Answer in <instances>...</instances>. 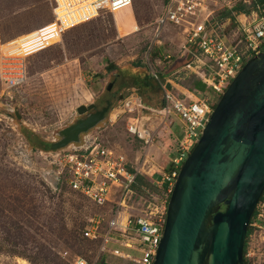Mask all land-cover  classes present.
<instances>
[{
	"label": "rangeland",
	"instance_id": "rangeland-1",
	"mask_svg": "<svg viewBox=\"0 0 264 264\" xmlns=\"http://www.w3.org/2000/svg\"><path fill=\"white\" fill-rule=\"evenodd\" d=\"M161 3L131 0L130 9L113 15L99 13L58 34L56 25L50 22L49 0H0V42L8 41L12 51L21 46L28 50L26 54L33 52L25 57V82L10 89L0 86V264H71L75 256L100 264L98 241L83 237L81 230L88 218L104 212L78 194L53 189L46 173L52 167L48 162L55 150L50 143L57 140V131L87 115L78 114L77 108L97 105L95 96L107 79L110 80L104 96L121 93L113 82L118 67L132 66L143 73L154 68L159 79L168 76L169 71L164 70L180 55V44L185 39L177 30L166 27L159 43L148 48L150 23L161 12ZM133 26H137L136 30ZM263 48L264 44L260 50ZM166 53L171 60L168 63L162 59ZM156 57L158 64L152 61ZM180 63L169 79L177 91L184 92L181 84L186 85L188 79L184 80L181 74L189 79L192 74ZM149 82L154 94L148 92L142 97L147 105L155 106L160 93L158 83L151 76ZM196 90L214 99V103L218 99L219 94L206 86L196 85ZM116 102V97L111 98V107ZM115 113L117 109L111 111L109 120L107 113L93 127L102 129L110 144L131 159L134 154L126 142L125 119L115 117ZM168 126L169 134L161 133L157 141L162 148L148 146L149 163L144 171L150 170L141 176L147 185L137 182L140 186L136 191L142 198L135 197L136 211L145 199L159 206L163 198L162 188L149 181L160 178L155 173L160 167H169L167 158L179 139L180 126L174 115H170ZM250 227L243 254L245 262L264 264V213L262 217L255 215ZM118 249L138 256L133 250ZM107 260L109 264L124 263L112 257Z\"/></svg>",
	"mask_w": 264,
	"mask_h": 264
},
{
	"label": "built area",
	"instance_id": "built-area-1",
	"mask_svg": "<svg viewBox=\"0 0 264 264\" xmlns=\"http://www.w3.org/2000/svg\"><path fill=\"white\" fill-rule=\"evenodd\" d=\"M49 1L50 22L56 25L58 34L99 13L113 15L119 10L131 8V0ZM161 2V12L150 23L148 48L159 43L161 32L166 27L177 30L185 39L180 44L181 67L215 94L220 95L243 63L261 51L264 44V8L257 0H234V3L231 0ZM236 4L240 5V9L231 10ZM224 10H230L229 16L220 17L219 13ZM33 44L34 50L35 42ZM8 45V41L0 42V86L6 89L19 87L25 82V57L33 53L26 54L28 50L21 46L12 51ZM163 58L168 59L169 55L166 53ZM152 61L158 64L160 60L156 57ZM149 73L158 82L160 92L155 106L144 105L137 92L129 90L108 111L107 120L114 109H117L115 117L125 119L126 142L134 154L131 159L110 144L102 135V129L93 127L81 133L77 142H68L55 149L48 162L52 167L46 173L54 190L65 189L78 194L104 212L88 218L81 230L83 237L98 241L100 264H109L107 257L119 259L123 264H151L178 166L196 142L214 105V99L195 90L183 89L184 92H180L182 98H177L170 80L160 81L154 68H150ZM170 115H174L179 122L180 136L173 154L167 158L169 168L160 167L155 172L160 178L149 181L162 188L163 198L159 206L145 199L142 208L136 211L133 207V203H137L135 197L142 198L136 191L140 186L137 177L146 176L150 170L144 171V166L147 168L149 163L146 155L148 146L162 148V143L157 144V141L161 133L167 134ZM255 207V215L262 217L264 189ZM118 248L133 250L138 256ZM71 264L93 263L75 256Z\"/></svg>",
	"mask_w": 264,
	"mask_h": 264
},
{
	"label": "water",
	"instance_id": "water-1",
	"mask_svg": "<svg viewBox=\"0 0 264 264\" xmlns=\"http://www.w3.org/2000/svg\"><path fill=\"white\" fill-rule=\"evenodd\" d=\"M104 111L57 131L50 148L77 142ZM263 189L264 48L230 79L183 159L151 264H243L246 227Z\"/></svg>",
	"mask_w": 264,
	"mask_h": 264
},
{
	"label": "crops",
	"instance_id": "crops-1",
	"mask_svg": "<svg viewBox=\"0 0 264 264\" xmlns=\"http://www.w3.org/2000/svg\"><path fill=\"white\" fill-rule=\"evenodd\" d=\"M162 59L164 60V63L166 62V63H168L169 61H171L170 60V56H169V58L168 59H164L163 58V55H162ZM177 61H179V62H177ZM180 61H182V60H180V58H179V56H177V58L174 60V62H172L171 61V65H173L172 67H171V65H169L168 67H167V69L166 70H164L165 72H168V76H165L163 79H159L160 81H164V80H170L169 79V77H171V74L174 72V71H176V70H178L177 69V66H179V65H181V63H180ZM173 63V64H172ZM179 63V64H178ZM119 69L118 70H116V75L114 76V84H115V88H117V89H119L120 90V92L122 93V95L123 94H125L127 91H129V90H134V91H136L137 92V94L140 96V98H141V100H142V102L144 103V105H146V106H151V104L150 105H147V103H145V101L143 100V95L145 94V93H150V94H154V92L152 93V91H151V89H152V86H151V83L149 82V76H150V73L148 72H144L143 73V71H141V72H139V71H137L134 67H132V66H120V67H118ZM142 68V67H141ZM179 68V67H178ZM163 71V72H164ZM171 71V72H170ZM190 73V72H189ZM113 74V73H112ZM185 73H182L181 74V77L182 78H184V80L186 79H188V83L186 84V85H182L181 84V86H183L185 89H187L188 90V88H189V86H191V85H193L194 84V82L196 81V80H198L193 74H192V76L190 77V79H189V77L188 78H185V77H183V75H184ZM191 74V73H190ZM185 76V75H184ZM180 77V78H181ZM110 79H107L106 81H105V83H104V85H103V88H105V86L107 85V83H108V81H109ZM171 81V80H170ZM157 82V81H156ZM158 83V82H157ZM176 89V91L178 90L176 87H174L173 86V89ZM154 89V88H153ZM158 92H159V87H158V90H157ZM177 93L178 94H180V92L179 91H177ZM160 94V93H159ZM157 104V103H156Z\"/></svg>",
	"mask_w": 264,
	"mask_h": 264
},
{
	"label": "trees",
	"instance_id": "trees-1",
	"mask_svg": "<svg viewBox=\"0 0 264 264\" xmlns=\"http://www.w3.org/2000/svg\"><path fill=\"white\" fill-rule=\"evenodd\" d=\"M257 1H258V2L264 7V0H257ZM239 9H240V5L236 4V5H234V6L232 7L231 10H239ZM229 14H230V10H224V11H221V12L219 13V16H220V17H226V16H229ZM196 85H200V86H203V87H204V84H203L201 81L196 80V81L194 82V84L191 85V87L188 88V90H195V91H198V90H196ZM198 92H199V91H198ZM168 168H169V167H168ZM168 168H167V169H168ZM141 178H142L141 176H138V177H137V182L142 181ZM150 183H151V182H150ZM141 184H146V185H147V183H146L145 181H142ZM151 184H152V183H151ZM260 199H261V195H260L258 201H259ZM256 212H257V209H256V207H255V208L253 209L252 213H251V216H250L249 221H248V225H247V227H246L245 236H244V242H243V248H242V260H243V264H247V263L245 262V259H244V256H243V254H244V248H245V243H246L247 235L249 234V232H250V230H251V227H250L249 224L252 222L253 217L255 216Z\"/></svg>",
	"mask_w": 264,
	"mask_h": 264
},
{
	"label": "flooded vegetation",
	"instance_id": "flooded-vegetation-1",
	"mask_svg": "<svg viewBox=\"0 0 264 264\" xmlns=\"http://www.w3.org/2000/svg\"><path fill=\"white\" fill-rule=\"evenodd\" d=\"M107 85H108V83H107ZM107 85L105 86V88H103V90L98 95L95 96V98L98 101V103L96 105L98 108L95 105H92V108L87 110L86 114L92 113L96 110H102L103 108H105V111L103 113V119H104L106 114L108 113L109 109L111 108V98L116 97V101H118L122 97V93H115L110 98H106L104 96V93L106 92V90H108V89H106Z\"/></svg>",
	"mask_w": 264,
	"mask_h": 264
},
{
	"label": "bare ground",
	"instance_id": "bare-ground-1",
	"mask_svg": "<svg viewBox=\"0 0 264 264\" xmlns=\"http://www.w3.org/2000/svg\"><path fill=\"white\" fill-rule=\"evenodd\" d=\"M119 11H121V10H119ZM119 11H117V12H119ZM117 12H114L113 14H116ZM77 25V24H76ZM73 26H75V25H73ZM73 26H71V27H73ZM136 27L137 26H133V29L134 30H136ZM70 28V27H69ZM118 28H119V26H117V30H118ZM173 93H174V95L177 97V98H182L178 93H177V91H176V89L174 88V90H173ZM24 263V261H21V264H23Z\"/></svg>",
	"mask_w": 264,
	"mask_h": 264
}]
</instances>
